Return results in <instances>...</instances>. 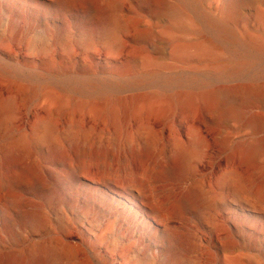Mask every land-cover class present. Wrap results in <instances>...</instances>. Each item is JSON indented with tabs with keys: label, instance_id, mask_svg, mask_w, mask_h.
I'll return each instance as SVG.
<instances>
[{
	"label": "rangeland",
	"instance_id": "1",
	"mask_svg": "<svg viewBox=\"0 0 264 264\" xmlns=\"http://www.w3.org/2000/svg\"><path fill=\"white\" fill-rule=\"evenodd\" d=\"M200 1L207 11L213 3L221 5ZM95 3L110 19L93 30L84 20L88 9L59 15L56 0H0V165L17 145L50 193L62 198L57 204L49 193L10 191L1 186L0 170V197L17 198L24 211L38 206L46 220L36 227L10 213L11 226L0 211V252L17 253L20 264H32L38 254L42 264H56L53 249L69 246L76 256L70 264H86L89 254L82 248L104 250L95 240L104 234L113 252L102 255L112 264H264V220L239 208L223 189H246L253 201L251 194L264 191L259 165L248 166L239 155L242 138L252 131L237 130L238 121L223 125L203 103L204 94L217 89L253 80L264 85V60L234 69L235 58L244 57L241 50L226 44L212 51L190 11L173 19L159 17L146 0ZM260 10L264 2L244 6L248 25L238 30V45L264 35ZM192 128L205 141L201 149L189 145ZM257 136L264 139V130ZM26 146L33 150L30 156ZM180 148L196 165L191 176L154 179L155 165ZM63 151L75 168L81 153L90 154L87 172L80 170L73 183L61 180L62 170L54 165ZM59 180L62 185L56 186ZM127 181L144 187L145 208L157 209L170 227L145 218L133 201L103 184L122 188ZM192 190L215 204L206 211V222L176 209Z\"/></svg>",
	"mask_w": 264,
	"mask_h": 264
},
{
	"label": "bare ground",
	"instance_id": "2",
	"mask_svg": "<svg viewBox=\"0 0 264 264\" xmlns=\"http://www.w3.org/2000/svg\"><path fill=\"white\" fill-rule=\"evenodd\" d=\"M151 7L156 9L157 15L163 16L164 14L173 19H183L186 17V12L190 11L194 18L202 24L206 31L204 37L205 43L211 47V50L218 51L226 44H233L244 54L243 58H235L234 69H242L249 62L254 60H264V44L262 37H257V41L252 43L248 40L238 45L237 35L238 30L242 25L247 26V17L243 12L244 6H262L264 0H220L221 5L216 6L212 4L211 9L208 11L202 5L200 0H175L176 3L172 6H167L165 0H146ZM166 6V7H165ZM56 7L58 8V14L64 15L65 13L74 12L79 8L88 9L89 13H85L84 20L89 22L93 27V30L100 24L105 25L109 21V14L106 10L98 9L96 7L95 0H56ZM98 9V10H97ZM262 24L264 25V11H259ZM33 17V16H32ZM101 26V25H100ZM264 27V26H263ZM264 34V33H263ZM217 65L226 70L225 64L220 60L217 61ZM201 100V99H200ZM192 101V100H191ZM133 102V101H132ZM190 100L188 101L189 104ZM191 103V102H190ZM203 103L206 112L215 116L223 125L228 126L230 121H238L239 125L237 130L248 129L251 130L247 137L242 138V145L239 147V155L242 161L248 166H256L258 171L256 174L259 180L263 183L264 188V139H260L257 136L259 131L264 130V85L258 84L256 81H250L247 84L236 85L231 88H221L214 92H208L203 96ZM131 107V106H130ZM127 107L120 105V110L124 112ZM121 114V112H120ZM125 115V114H124ZM50 133H54L55 129L51 125L48 127ZM189 145L195 148L201 149L204 146V139L198 134L195 128L189 131ZM13 149L6 152L1 165V186L7 188L10 191H15L21 187H26L32 190V192L49 193L55 203H62V198L52 195L51 186L47 183L45 178L38 173L35 166L32 164H26L23 155L18 153V146L14 145ZM17 150V151H16ZM28 156L33 152L30 146L24 148ZM146 152V151H145ZM76 153L80 154L79 151ZM90 154L81 153L76 159H78V167H69L74 165L72 157L68 152H62L54 158V165L58 166L62 170L60 179L69 177L71 182L76 181V175L80 173L85 174L87 172L86 160L89 159ZM166 159V158H165ZM164 159V161H166ZM80 163V164H79ZM75 168V169H74ZM196 168V165H190L187 161V151L184 148H180L175 152L171 158L167 159L163 165L158 164L154 167V179L164 180L170 178H178L183 180L185 177L191 176V171ZM227 178V176H226ZM225 178V179H226ZM225 182V180H224ZM131 181H127L122 185V188L114 184L103 182V184L119 195H123L128 200L134 202L138 207L141 214L147 219H153L157 224L160 223L165 229L170 227L168 219L163 216L157 209H146L147 198L145 196L144 187L141 184L130 185ZM62 185L59 180L56 186ZM226 185V184H223ZM225 192L229 190L231 199L236 203L239 208H247L250 212H255L264 220V191L257 190L255 194L256 201L245 197L246 189L241 191L239 188L223 187ZM4 200V201H3ZM5 205L0 211L3 212L4 218L11 226L15 223V219H12L9 215L14 213L15 218L22 223H33L36 227H43L46 225V220L41 214V209L38 206H32L30 211H24L21 202L12 196L0 197V205ZM114 204L115 201H114ZM214 203L204 199L200 193L196 191H189L185 195V200L176 209L179 214L188 212L190 214L199 216L203 221H207L209 218L206 211L211 207H214ZM222 207H225V203H222ZM264 231V228L262 229ZM13 237L16 240L20 239V235L13 233ZM186 238V237H185ZM108 239L107 235L98 234L95 240L99 244L105 246L104 250L98 248L83 247L89 254L88 262L86 264H112L111 259L105 260L102 252L111 254L113 252V244L105 241ZM191 235H188V241L190 242ZM179 240L173 239L176 243ZM264 245V242H263ZM69 247V246H68ZM67 247V248H68ZM62 250L61 248L53 249V256L56 264H70L72 260L76 258L72 252L73 249ZM84 252V253H85ZM127 254V253H126ZM44 256L36 255L32 257V264H42ZM0 264H20L18 255L15 252H0ZM72 264V263H71ZM74 264V263H73Z\"/></svg>",
	"mask_w": 264,
	"mask_h": 264
}]
</instances>
